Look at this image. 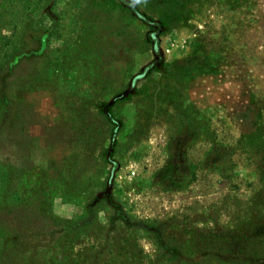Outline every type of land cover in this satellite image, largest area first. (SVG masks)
Returning a JSON list of instances; mask_svg holds the SVG:
<instances>
[{"label": "rangeland", "instance_id": "obj_1", "mask_svg": "<svg viewBox=\"0 0 264 264\" xmlns=\"http://www.w3.org/2000/svg\"><path fill=\"white\" fill-rule=\"evenodd\" d=\"M0 264H264V0H0Z\"/></svg>", "mask_w": 264, "mask_h": 264}]
</instances>
